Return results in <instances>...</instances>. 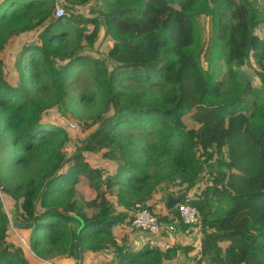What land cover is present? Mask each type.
Masks as SVG:
<instances>
[{"label": "trees", "instance_id": "1", "mask_svg": "<svg viewBox=\"0 0 264 264\" xmlns=\"http://www.w3.org/2000/svg\"><path fill=\"white\" fill-rule=\"evenodd\" d=\"M260 2L65 0L62 19L54 0L0 2V264H30L27 245L43 260L80 262L85 251L114 249L117 264H164L178 253L194 264H264ZM210 17L207 44L202 21ZM17 42L22 48L12 50ZM253 64L259 88L244 70ZM54 109L87 136L79 140L53 122ZM240 116L263 163L257 174L236 171L222 152ZM89 154L107 166H90ZM162 190L161 208L154 201ZM169 194L192 198L197 226L168 209ZM136 204L180 231H199L197 258L195 248L171 244L164 233V249L130 250L129 234L119 237L118 229L130 227ZM12 210L33 224L24 229L29 241L12 228ZM42 230L50 232L44 241Z\"/></svg>", "mask_w": 264, "mask_h": 264}, {"label": "rangeland", "instance_id": "2", "mask_svg": "<svg viewBox=\"0 0 264 264\" xmlns=\"http://www.w3.org/2000/svg\"><path fill=\"white\" fill-rule=\"evenodd\" d=\"M253 4L255 7L260 8L261 7V2L260 0H252ZM92 5L88 6L86 9H91ZM83 11H81L82 13ZM202 28H203V37L204 39L207 41V44L210 42L211 40V29H212V20L211 17L210 18H204L202 21ZM257 34L261 37L264 36V27H262V29L260 31L257 32ZM33 38V36H30ZM29 39V42H31V38ZM22 43L17 42L16 44H13V46L11 47L12 50H14L15 48H22ZM105 45H110L109 41H105ZM102 49V48H100ZM106 50V49H105ZM10 49H8L5 53V55H9ZM206 54H207V50L205 52V54L203 56H201V62L202 65L207 69L208 68V63H207V59H206ZM7 60H8V56H6ZM244 70L246 72H248V77L249 79L252 81L253 83V87L254 88H259L260 86V81L259 78L257 76L258 71L260 70L257 65L253 64V67H245ZM11 71L13 72L14 69H11ZM246 77L244 76V79ZM84 80H86V76L85 74H82L79 76L78 79H76V81L74 82V87L76 88V92H80L81 90L84 89ZM49 117L53 120V122H57L60 125H63L64 127H68L67 129L69 130L71 136H75V137H79V140L84 138L86 135H83V133L81 132V123H79V121H74L71 120V122H67L66 120H63L60 116V114L58 113V111L56 109H54L53 111L50 112ZM74 124L75 127H71V125ZM235 124H236V129L233 132V135L231 136L230 139V143L228 142L227 145L222 147V152L224 153V155L227 157L228 161H231L234 164V169L236 171H242L244 166H241V164H245L248 161L253 160L252 157L257 158L259 161L262 162L260 156H259V152L258 150L255 151L254 149H252V146H255L249 139L247 136H244V132H245V127H246V120L244 117L240 116L235 120ZM248 144L245 148V142ZM251 147V148H250ZM241 148H244L246 150V152L243 154V152L240 150ZM75 144L74 147L73 146H68V151L67 154L70 156L75 152ZM254 152H256V154H254ZM241 154H243L242 156H240ZM88 163L90 164V166H107V160H104L102 158L101 155L99 154H89L88 158H87ZM162 194H166V192L168 193V191L166 190H162L161 191ZM71 196L74 197L75 199H81L82 198V194H80L79 192H75V191H71L70 192ZM0 197L2 198L1 194ZM3 200V199H2ZM4 205L6 208V203L7 201H4ZM9 207L6 208L7 212ZM22 214L24 216L29 217V215L26 212H22ZM14 228V227H12ZM21 235L23 237L26 238L27 234H31L32 232L26 231L24 229L20 230ZM36 233H33V236H35ZM50 235V232H48V230H42V232H39L37 236H39L40 238L38 240L44 241V239L48 238ZM28 241L30 240L29 238H26ZM183 253H179V256L174 258L173 260H170V264H193L192 262L189 263V260L186 259L185 256H183ZM191 256H196L195 252H192L190 254ZM197 258V256H196ZM169 264V263H166Z\"/></svg>", "mask_w": 264, "mask_h": 264}, {"label": "crops", "instance_id": "3", "mask_svg": "<svg viewBox=\"0 0 264 264\" xmlns=\"http://www.w3.org/2000/svg\"><path fill=\"white\" fill-rule=\"evenodd\" d=\"M3 0H0V2ZM231 137L228 138V140L230 141ZM252 149H254L255 151L258 150V148L256 146H253ZM246 151L243 152V154ZM243 154H241L240 156H242ZM254 154H256V152H254ZM253 160L248 161L245 164H241V166H244L242 171H246V172H250L252 174H257L260 173L263 169V163L261 161H259L257 158L252 157ZM231 162V161H230ZM164 194H160V195H155V201L154 203L159 204V206L162 208L164 207L161 203H160V198L163 196ZM174 195V194H173ZM175 196V195H174ZM178 197V196H176ZM152 203V202H151ZM13 227V224L11 225ZM16 235H18L22 240L26 239V238H30L31 234H27L26 238L23 237L21 235L20 230H16L14 228ZM126 230V232L129 234V245L128 248L130 250H134V251H139L143 248H145V246L149 245V246H159L162 249H164L166 243L165 241H163V237L161 234L159 235H151L148 234L146 232H141V231H131L130 227L126 228L123 230V227L118 229V236L121 237L122 233ZM201 238V233L199 231H196L194 234H188L186 232L180 231L178 234V237L176 239H168V242H170L171 244L173 243H179V244H183L184 246H190L195 248L194 251H191L190 254L192 252H197L198 248H199V241ZM7 241L9 243H11V239L8 238ZM16 246H18V244H16ZM27 251L25 253V256L27 258V260L30 262V264H117L115 262L116 260V253L114 251V249H109V250H105V251H101V252H97V253H91L90 251H85L83 253V258L80 262H78L77 260L73 259V258H69V257H57V258H53V259H49V260H43L40 259L39 257H37L29 248V246H26ZM179 256V253L177 255V257ZM185 256V255H183ZM186 257V256H185ZM190 257H195V256H191ZM176 258V257H175ZM188 259V258H186ZM189 263H193L194 261L192 259H188ZM171 261H165L164 264L169 263L170 264Z\"/></svg>", "mask_w": 264, "mask_h": 264}, {"label": "built area", "instance_id": "4", "mask_svg": "<svg viewBox=\"0 0 264 264\" xmlns=\"http://www.w3.org/2000/svg\"><path fill=\"white\" fill-rule=\"evenodd\" d=\"M54 14L57 19L64 18L65 0H54ZM71 127H75L74 124ZM178 220L187 226H197L200 219V211L192 204L191 197H184L183 202L176 207ZM133 220L130 230L146 232L151 235L164 233L170 239H176L180 232L179 228L173 223L164 224L159 217L141 204H136L133 210Z\"/></svg>", "mask_w": 264, "mask_h": 264}, {"label": "water", "instance_id": "5", "mask_svg": "<svg viewBox=\"0 0 264 264\" xmlns=\"http://www.w3.org/2000/svg\"><path fill=\"white\" fill-rule=\"evenodd\" d=\"M183 199H184V196H182V195L176 197L173 194H169L168 197H167V206H168V209L169 210H175L176 207L183 202ZM11 214L13 216L12 224H13V227L16 230L29 229V228H32L33 227V224L32 223H25V222L19 221L15 217V215H16L15 210H12L11 211ZM77 250H79V247L78 246H77Z\"/></svg>", "mask_w": 264, "mask_h": 264}]
</instances>
